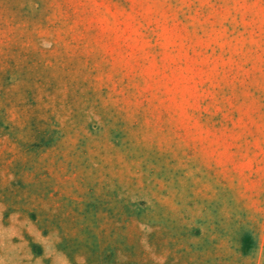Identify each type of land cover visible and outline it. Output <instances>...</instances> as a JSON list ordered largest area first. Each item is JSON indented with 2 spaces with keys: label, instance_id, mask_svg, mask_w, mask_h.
I'll use <instances>...</instances> for the list:
<instances>
[{
  "label": "rangeland",
  "instance_id": "rangeland-1",
  "mask_svg": "<svg viewBox=\"0 0 264 264\" xmlns=\"http://www.w3.org/2000/svg\"><path fill=\"white\" fill-rule=\"evenodd\" d=\"M0 264H264V0H0Z\"/></svg>",
  "mask_w": 264,
  "mask_h": 264
}]
</instances>
